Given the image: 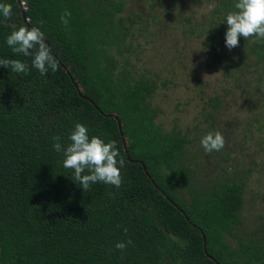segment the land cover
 I'll use <instances>...</instances> for the list:
<instances>
[{"label":"trees","instance_id":"trees-1","mask_svg":"<svg viewBox=\"0 0 264 264\" xmlns=\"http://www.w3.org/2000/svg\"><path fill=\"white\" fill-rule=\"evenodd\" d=\"M191 1L205 12L197 16L181 0H20L21 7L0 0L13 6L9 20L0 16V59L28 65L26 73L0 65V264H264V214L249 220L243 212L253 173L264 171L246 153L249 142L264 149V43L241 36L229 50L224 20L235 0ZM21 10L45 33L56 72L41 75L31 57L7 45L9 25L27 24ZM169 29L201 39L204 65L218 67L232 90H245L242 127L218 117L226 90L199 96L193 128L164 130L155 121L152 98L165 83L131 55L137 36ZM75 122L117 142L125 160L120 188L96 183L84 192L72 181L51 145L57 136L67 143ZM210 130L225 137L219 152L199 143ZM128 240L123 252L115 248Z\"/></svg>","mask_w":264,"mask_h":264},{"label":"rangeland","instance_id":"rangeland-1","mask_svg":"<svg viewBox=\"0 0 264 264\" xmlns=\"http://www.w3.org/2000/svg\"><path fill=\"white\" fill-rule=\"evenodd\" d=\"M183 7L189 12L200 16L205 8L197 7L191 0H181ZM173 20V17H170ZM148 29H151L148 27ZM137 36L133 46L136 48L131 58L143 72L157 73L159 87L152 98V104L159 109L155 121L164 130L176 128L184 131L193 128L199 121L198 111L200 97L210 96L213 93L227 91L219 119L227 122L232 118L239 122L238 129L248 119L246 108L248 96L245 90L237 92L231 89L230 83L218 67L213 64L204 65V56L200 53L201 39L181 36L178 29H169L162 35ZM201 79L202 85L194 83V79ZM234 122L235 121H231ZM246 153L257 162L255 171L264 162V149L249 142ZM258 177V182L254 180ZM251 195L245 198L247 203L243 212L251 220L254 215L264 214V171L259 175L253 173Z\"/></svg>","mask_w":264,"mask_h":264},{"label":"clouds","instance_id":"clouds-1","mask_svg":"<svg viewBox=\"0 0 264 264\" xmlns=\"http://www.w3.org/2000/svg\"><path fill=\"white\" fill-rule=\"evenodd\" d=\"M13 14L10 3L0 2V16L9 20ZM71 12L65 10L60 15V22L67 26ZM30 23V22H29ZM43 23V22H41ZM225 46L231 50L239 45V38L245 40L255 37L257 42L264 43V0H235L233 10L225 15ZM11 31L6 43L16 55L31 57V66L41 75L58 70V61L46 43L45 33L40 27L32 25H9ZM0 65L15 73H26L28 65L20 59H0ZM52 149L63 157V167L73 172V182L88 191L96 183L120 188L122 185L121 168L125 165L115 140H105L101 136H89L88 127L75 122L67 134V143H61L59 136L53 138ZM200 145L206 153L219 152L225 147V137L220 131L210 130L205 133ZM127 232V229H125ZM117 242L115 248L123 252L127 245Z\"/></svg>","mask_w":264,"mask_h":264},{"label":"water","instance_id":"water-1","mask_svg":"<svg viewBox=\"0 0 264 264\" xmlns=\"http://www.w3.org/2000/svg\"><path fill=\"white\" fill-rule=\"evenodd\" d=\"M15 1H16V2L19 4V6L21 7L20 0H15ZM21 9H22V8H21ZM22 10H23V9H22ZM22 10H21V18H22V21H24L25 23H27L28 20L24 17V13H23ZM26 25L29 26L30 24L27 23ZM64 70H65L66 73L68 74L67 69L64 68ZM70 81L74 84V81H73L72 79H70ZM74 86H75V89L79 92L78 86L75 85V84H74ZM79 95H80L81 97L87 99V100L93 105V107H95V108L97 109V107L93 104V102H92L90 99H88L86 96H84V95H82V94H80V93H79ZM103 115H109V116H111L110 114H105V113H103ZM114 117H115V116H114ZM115 120H116V126H117L118 133H119L120 135H122L120 122H119V120H118L116 117H115ZM121 141H122V145H123V150H124V152H126V150H125V148H124V139L122 138ZM126 159L129 160V161H137V162L141 165V168H142V170L144 171L145 175H146L147 177H149L148 173H147L146 170H145L144 164H143L140 160L130 159L127 155H126ZM200 236H201V240H202V249H203V253H204L208 258L212 259V257H211L210 255H208L207 252L205 251V238H204V235H203L202 231H200ZM215 263H217V262L215 261Z\"/></svg>","mask_w":264,"mask_h":264}]
</instances>
